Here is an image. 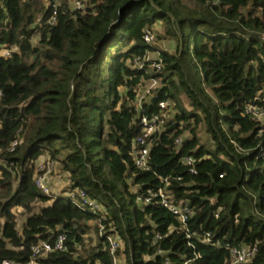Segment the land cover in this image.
Listing matches in <instances>:
<instances>
[{
  "label": "trees",
  "instance_id": "16d2710c",
  "mask_svg": "<svg viewBox=\"0 0 264 264\" xmlns=\"http://www.w3.org/2000/svg\"><path fill=\"white\" fill-rule=\"evenodd\" d=\"M84 4L81 13L70 0H0V264L28 263L33 246L51 248L59 234L67 251L37 264H113L108 235L121 242L122 264H230L231 251L242 247L256 249L248 264H264V122L245 113L249 105L264 109V0ZM157 23L173 51L159 52L158 73L149 63L133 68L135 57L156 50L143 33ZM154 77L161 85L138 110L139 88ZM165 101L177 113L151 138L148 170H139L140 119L160 114ZM44 156L68 189L103 208V237H87L96 217L35 187V163ZM186 156L195 175L182 164ZM166 177L172 203L192 212L184 224L190 238L157 200L137 201ZM15 209L25 217L20 228ZM205 234L208 243L197 237Z\"/></svg>",
  "mask_w": 264,
  "mask_h": 264
},
{
  "label": "built area",
  "instance_id": "2783aa9c",
  "mask_svg": "<svg viewBox=\"0 0 264 264\" xmlns=\"http://www.w3.org/2000/svg\"><path fill=\"white\" fill-rule=\"evenodd\" d=\"M85 0H70L71 9L73 11H78L83 13L85 11ZM52 13L50 18L48 19V24L50 26H54L57 22V7L58 5L56 3L52 4ZM155 40V35L153 32V28H146L143 33V41L147 45H153ZM2 55L5 57H8L10 55V52L3 51ZM146 54L144 57H135L132 62L133 68L142 69L145 64H148V69L151 72L158 73L162 69V61L158 57L154 61H150L147 59ZM148 86H146V89L137 96V108L138 110L141 109L142 104L154 96V91H156L159 88L160 85V78L154 77L149 78L145 80ZM160 108V114L153 115L152 117H146L142 116L140 119V125H141V133L140 135L134 140L133 142V150H134V165L139 170H148L147 161L149 157L150 147H151V138L163 132L165 130V125L167 122L171 121L174 118V115H172L173 106L169 102H159L158 104ZM246 114H250L252 117H254L257 120L264 122V109L249 105L245 109ZM182 137H178L175 139V146L176 148H180L183 144ZM18 142H14L12 144V150L16 147ZM182 164L188 169L189 174L195 175L196 169H195V160L191 156H186L182 159ZM56 170V162L45 158L41 160L40 162H36L35 164V175H34V182L35 187L44 195L51 196L56 195L63 197L64 199L74 203L75 205L79 206L80 208L86 210L89 214L96 217V220H92L89 223L90 226V233L87 236L90 239H93L98 235L99 237H103L105 233V228L103 222L106 219L105 212L103 208L95 201L89 199L84 192L78 191V190H71L68 189L67 182L63 180L60 175L56 176L55 173ZM60 179L61 182L64 181V185L66 186L64 190H61L60 193H50V187L49 183L54 178ZM169 177H166L161 180L162 186L158 187L156 190H148L147 194L144 198L139 197L138 202L140 205L142 203L144 205L151 204L153 201L157 200V202L162 205L163 207L167 208L173 215L178 217L179 223L181 224V229L186 232L187 238H190L192 235L190 233H187L188 231L185 230L184 224L187 221L188 217L192 215V212L186 205H180L175 206L172 201L170 200L171 193L168 190V187L170 185L169 183ZM177 180H180L177 178ZM18 224V223H17ZM19 227V226H18ZM20 228V227H19ZM197 236V235H195ZM199 237L198 239L202 243H208L210 235L205 234L204 236ZM160 237H156V239H159ZM107 241L110 246V254L112 256L113 264H122L123 259L122 256L118 254V250L121 248V242L115 235H108ZM32 250V256L30 258V261L26 264H37V259L40 257L46 256L48 253L53 251H59V252H65L67 251L66 247V235L65 234H59L54 242L53 247H44L42 250L39 246H33L31 248ZM256 253L255 248H248V247H242L241 249H233L231 251L232 255V261L230 264H248L254 254ZM191 261L187 260L184 261L183 264H190ZM2 264H15L13 262H3ZM95 264H101V263H95Z\"/></svg>",
  "mask_w": 264,
  "mask_h": 264
},
{
  "label": "rangeland",
  "instance_id": "374dc122",
  "mask_svg": "<svg viewBox=\"0 0 264 264\" xmlns=\"http://www.w3.org/2000/svg\"><path fill=\"white\" fill-rule=\"evenodd\" d=\"M43 3H44V0H43ZM46 5H48L47 2H46ZM163 30H164V26L162 24H160V23H157V24H155V26H153V32H154V35H155V40H154V44L151 47H154L156 50L154 52L148 53L147 59L150 60V61L156 60L159 57V52L160 51L171 52L174 49L173 42L167 41V40H163L161 38L162 34H163ZM36 42H37V38H34L33 39V44H36ZM160 85H159V87H160ZM146 86H148L147 83L145 81L142 82V84H141V86L139 88L140 92L144 91L146 89ZM179 92L180 93L178 94L177 98L180 101V106L185 111V113L189 114L191 112V107L188 104V100L185 97V95L183 93H181V91H179ZM169 103L172 104L171 102H169ZM172 109H173L172 115H175V113H177V112H176V110L174 108H172ZM188 137H189V129L183 130L182 139L185 140ZM197 137H198L200 143L207 144L206 143L207 142L206 141V136L203 133L202 127H200V126L197 127ZM45 158H46V156L40 158L38 162H40L41 160H43ZM55 172H58V173H56V176L60 175L62 177L61 180H63L64 176H62V174H59L61 172L59 167H58V169L56 167ZM64 181L67 182L65 179H64ZM64 181L61 182L60 179H58L57 177L52 179L50 181V183H49V187H50V190H51L50 193L51 192H52V194L53 193L54 194L55 193H60L61 190H64L65 187H66V186H63L64 185ZM129 190L132 191V192H135L137 190V188L131 187ZM37 204L39 206H42L44 203H37ZM14 212H15V215H16V220H17L18 226L20 227L21 224L23 223L25 217L21 213L22 212L21 209H19V210L15 209ZM85 243H86L87 246H90V242H88L87 239L85 240Z\"/></svg>",
  "mask_w": 264,
  "mask_h": 264
}]
</instances>
